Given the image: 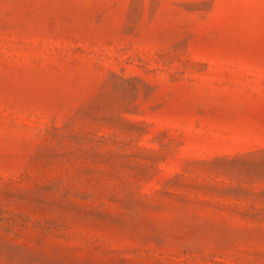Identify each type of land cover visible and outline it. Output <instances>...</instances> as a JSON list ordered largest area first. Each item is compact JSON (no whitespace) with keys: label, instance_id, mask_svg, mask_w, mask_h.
Here are the masks:
<instances>
[{"label":"rangeland","instance_id":"374dc122","mask_svg":"<svg viewBox=\"0 0 264 264\" xmlns=\"http://www.w3.org/2000/svg\"><path fill=\"white\" fill-rule=\"evenodd\" d=\"M0 264H264V0H0Z\"/></svg>","mask_w":264,"mask_h":264}]
</instances>
